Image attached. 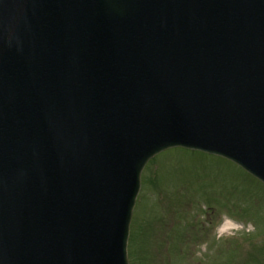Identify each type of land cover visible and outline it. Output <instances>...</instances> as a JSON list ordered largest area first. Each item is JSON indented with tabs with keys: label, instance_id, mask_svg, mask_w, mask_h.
Segmentation results:
<instances>
[{
	"label": "water",
	"instance_id": "95a60500",
	"mask_svg": "<svg viewBox=\"0 0 264 264\" xmlns=\"http://www.w3.org/2000/svg\"><path fill=\"white\" fill-rule=\"evenodd\" d=\"M171 148L264 183V0H0V264H129Z\"/></svg>",
	"mask_w": 264,
	"mask_h": 264
},
{
	"label": "rangeland",
	"instance_id": "374dc122",
	"mask_svg": "<svg viewBox=\"0 0 264 264\" xmlns=\"http://www.w3.org/2000/svg\"><path fill=\"white\" fill-rule=\"evenodd\" d=\"M231 221L237 230L220 233ZM130 264H264V184L217 156L172 148L146 166Z\"/></svg>",
	"mask_w": 264,
	"mask_h": 264
},
{
	"label": "bare ground",
	"instance_id": "6f19581e",
	"mask_svg": "<svg viewBox=\"0 0 264 264\" xmlns=\"http://www.w3.org/2000/svg\"><path fill=\"white\" fill-rule=\"evenodd\" d=\"M237 226H235V224H233V222L231 221H227L221 228H220V233L221 234H225L229 231L232 230H237Z\"/></svg>",
	"mask_w": 264,
	"mask_h": 264
}]
</instances>
